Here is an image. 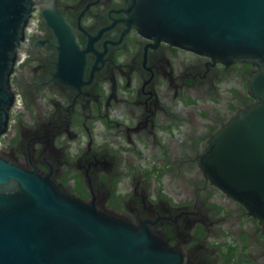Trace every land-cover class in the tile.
<instances>
[{
    "label": "flooded vegetation",
    "instance_id": "1",
    "mask_svg": "<svg viewBox=\"0 0 264 264\" xmlns=\"http://www.w3.org/2000/svg\"><path fill=\"white\" fill-rule=\"evenodd\" d=\"M0 152L147 228L177 264H264V229L206 177L207 140L257 68L144 34L131 0H34Z\"/></svg>",
    "mask_w": 264,
    "mask_h": 264
},
{
    "label": "water",
    "instance_id": "2",
    "mask_svg": "<svg viewBox=\"0 0 264 264\" xmlns=\"http://www.w3.org/2000/svg\"><path fill=\"white\" fill-rule=\"evenodd\" d=\"M34 0H0V134L13 102L10 74ZM144 34L225 62L254 64L255 99L207 140V178L264 229V0H131ZM155 232L86 203L0 152V264H177Z\"/></svg>",
    "mask_w": 264,
    "mask_h": 264
}]
</instances>
